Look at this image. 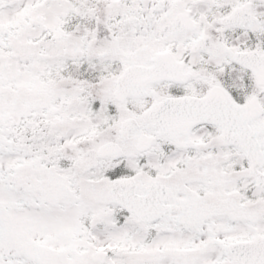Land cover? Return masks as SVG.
Here are the masks:
<instances>
[{"label":"snow or ice","instance_id":"1","mask_svg":"<svg viewBox=\"0 0 264 264\" xmlns=\"http://www.w3.org/2000/svg\"><path fill=\"white\" fill-rule=\"evenodd\" d=\"M0 264H264V0H0Z\"/></svg>","mask_w":264,"mask_h":264}]
</instances>
